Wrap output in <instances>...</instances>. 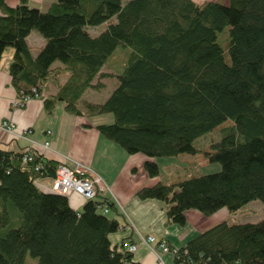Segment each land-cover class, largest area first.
<instances>
[{
	"label": "trees",
	"instance_id": "obj_1",
	"mask_svg": "<svg viewBox=\"0 0 264 264\" xmlns=\"http://www.w3.org/2000/svg\"><path fill=\"white\" fill-rule=\"evenodd\" d=\"M31 31L44 39L35 56ZM8 48L19 97L33 88L43 96L51 80L48 111L61 101L74 115L110 114L97 129L128 154H143L149 177L160 175L158 157L202 152L221 164L137 191L166 203L170 222L183 225L188 209L236 214L254 200L264 212V0H52L46 11L0 0V60ZM101 78L113 81L109 96L84 99L105 86ZM217 128L209 150L194 144ZM59 163L0 149V264H24L27 254L37 264L129 261L110 239L121 227L109 214L113 201L98 194L74 210L67 196L38 185ZM175 262L264 264V216L216 223L179 248Z\"/></svg>",
	"mask_w": 264,
	"mask_h": 264
},
{
	"label": "crops",
	"instance_id": "obj_2",
	"mask_svg": "<svg viewBox=\"0 0 264 264\" xmlns=\"http://www.w3.org/2000/svg\"><path fill=\"white\" fill-rule=\"evenodd\" d=\"M193 1L202 3L207 0ZM5 2L9 7H14L19 0ZM28 3L31 7L46 11L52 0H28ZM27 42L35 56L44 44V39L38 32L31 31ZM12 52L7 49L0 60V124L5 120L11 121L16 131L28 132L25 137H15L0 126V149L14 152L32 150L43 159L63 162L69 166L78 162L98 174L109 187L108 196L115 204V209L109 214L117 217L121 224L120 229L111 234V241L127 252V244L139 243L135 252H129L131 258L124 264H178L171 253H163L162 262H158L150 248L140 243V236L150 234L156 241L164 240L171 248H181L195 235L227 220L226 214L229 213L224 211L218 210L206 216L196 209H188L185 212V223L179 225L168 220L166 203L139 198L137 191L140 188L155 185L162 181L161 177L151 178L147 175L143 167L146 160L143 154H128L99 132L97 125L111 122L110 114L74 115L65 110L61 101L55 102L48 111L45 99L55 94V81L47 83L43 96L30 98L22 107L15 106L14 103L20 97L9 73ZM63 80L64 76L60 77V81ZM45 142H49L48 148L43 147ZM84 202L79 195L69 197V204L74 210H80Z\"/></svg>",
	"mask_w": 264,
	"mask_h": 264
},
{
	"label": "rangeland",
	"instance_id": "obj_3",
	"mask_svg": "<svg viewBox=\"0 0 264 264\" xmlns=\"http://www.w3.org/2000/svg\"><path fill=\"white\" fill-rule=\"evenodd\" d=\"M224 2H227L228 0H223ZM11 49V48H8ZM12 50V49H11ZM115 57V58H114ZM112 60L119 61L116 57V54L111 57ZM125 59L124 54L122 55V59L120 63ZM117 64V65H120ZM110 71L109 69H106ZM97 82V80H96ZM99 83H102V85H105L101 87L99 90H87L84 99L86 100H96L103 102L107 96H109L110 92L113 89V81L111 80H105L104 78H101V81H98ZM228 121V120H227ZM230 122V121H228ZM228 125V123L225 122V124L222 126ZM218 129H215L214 131H210L201 137H199L198 140H195L194 144L197 143L201 148L204 150H209V143L212 142V140H218ZM158 165L160 167V177L161 180L165 179L164 181L169 183L177 182L180 178L184 177H190L198 174H206L215 172L221 169V164L219 162H209L204 154L201 152L197 155H189V154H183L180 156L175 157H158ZM170 164V165H169ZM169 165V166H168ZM43 178V177H40ZM39 179V178H38ZM37 179V182L46 189H50L53 184V180L51 177H46L45 179ZM42 180H45L44 183ZM48 187V188H47ZM219 211H224L228 213L226 208L220 209ZM228 215L227 220L229 222H257L264 216L263 212V205L260 200H254L248 204L242 211L236 214H226ZM30 262V263H29ZM37 264L36 258L31 257L30 255H26L24 264Z\"/></svg>",
	"mask_w": 264,
	"mask_h": 264
},
{
	"label": "built area",
	"instance_id": "obj_4",
	"mask_svg": "<svg viewBox=\"0 0 264 264\" xmlns=\"http://www.w3.org/2000/svg\"><path fill=\"white\" fill-rule=\"evenodd\" d=\"M32 94V95H31ZM32 97H40L36 88L31 90L30 94H26L20 97L14 105L22 107L26 101ZM1 127L6 129L10 134L15 137H25L27 130L16 131L11 121H3L0 124ZM49 142L43 144L44 148H48ZM30 159L28 155H25V159ZM53 184L50 188L52 191L63 194L68 198L73 195H79L82 199L89 200L96 197L98 194L105 197L110 193L109 187L104 183L102 178L96 174L90 167L75 162L73 166H69L66 163L60 162L56 168L55 175L52 178ZM45 190H49L44 188ZM111 200V199H110ZM112 201V200H111ZM104 213L109 211L107 204L101 206ZM140 243L148 246L152 253L155 255L158 262H162L163 253H171L174 257L179 248H171L164 240L156 241L155 238L148 234L146 236H140ZM139 243L127 244L128 251L133 253L138 248Z\"/></svg>",
	"mask_w": 264,
	"mask_h": 264
}]
</instances>
